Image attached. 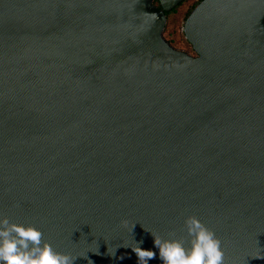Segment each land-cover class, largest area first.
Segmentation results:
<instances>
[{
  "label": "water",
  "instance_id": "1",
  "mask_svg": "<svg viewBox=\"0 0 264 264\" xmlns=\"http://www.w3.org/2000/svg\"><path fill=\"white\" fill-rule=\"evenodd\" d=\"M0 0V218L73 264H138L194 215L264 264V0ZM187 246V245H186Z\"/></svg>",
  "mask_w": 264,
  "mask_h": 264
},
{
  "label": "clouds",
  "instance_id": "2",
  "mask_svg": "<svg viewBox=\"0 0 264 264\" xmlns=\"http://www.w3.org/2000/svg\"><path fill=\"white\" fill-rule=\"evenodd\" d=\"M182 231L186 237L176 238L175 231L167 234L169 238L152 234L162 264H224L220 239L200 219L185 217ZM132 251L138 264H147L157 255L139 246ZM75 259L56 251L34 226L11 223L6 216L0 218V264H73Z\"/></svg>",
  "mask_w": 264,
  "mask_h": 264
},
{
  "label": "rangeland",
  "instance_id": "3",
  "mask_svg": "<svg viewBox=\"0 0 264 264\" xmlns=\"http://www.w3.org/2000/svg\"><path fill=\"white\" fill-rule=\"evenodd\" d=\"M193 1L194 0H187L185 3H183L177 8L176 12L173 14L175 24L173 25L171 33L169 34V37L175 45V48L187 52L189 54H193V52L191 51V46L187 44L183 37L182 23L184 20L185 12Z\"/></svg>",
  "mask_w": 264,
  "mask_h": 264
},
{
  "label": "trees",
  "instance_id": "4",
  "mask_svg": "<svg viewBox=\"0 0 264 264\" xmlns=\"http://www.w3.org/2000/svg\"><path fill=\"white\" fill-rule=\"evenodd\" d=\"M187 0H182L179 4H177L174 8H172L170 11H167L166 12V17H167V20H166V24H165V27H164V30H163V37L164 39L172 46L175 48V45L173 44V42L171 41V38L169 37V34L171 33V30H172V27L173 25L175 24V20L173 19V14L176 12L177 8L182 5L183 3H185ZM199 0H194L192 2V4L188 7L187 11L185 12V15H184V19L185 17L188 15V13L190 12V10L195 6V4L198 2ZM154 4L158 5V1L157 0H154ZM184 21V20H183ZM182 34H183V37L185 39V41L187 42V44L189 46L190 43L188 42V40L186 39L184 33H183V23H182ZM179 50V49H178ZM191 51L194 53V51L192 50V47H191Z\"/></svg>",
  "mask_w": 264,
  "mask_h": 264
}]
</instances>
